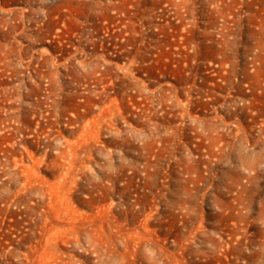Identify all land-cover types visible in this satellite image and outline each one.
<instances>
[{
    "label": "rangeland",
    "instance_id": "1",
    "mask_svg": "<svg viewBox=\"0 0 264 264\" xmlns=\"http://www.w3.org/2000/svg\"><path fill=\"white\" fill-rule=\"evenodd\" d=\"M0 264H264V0H0Z\"/></svg>",
    "mask_w": 264,
    "mask_h": 264
}]
</instances>
